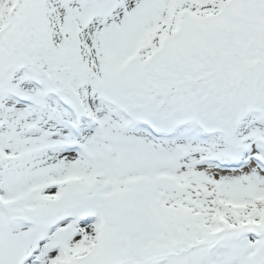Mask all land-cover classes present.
I'll list each match as a JSON object with an SVG mask.
<instances>
[{
  "label": "snow or ice",
  "instance_id": "snow-or-ice-1",
  "mask_svg": "<svg viewBox=\"0 0 264 264\" xmlns=\"http://www.w3.org/2000/svg\"><path fill=\"white\" fill-rule=\"evenodd\" d=\"M0 264H264V0H0Z\"/></svg>",
  "mask_w": 264,
  "mask_h": 264
}]
</instances>
